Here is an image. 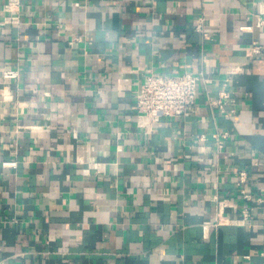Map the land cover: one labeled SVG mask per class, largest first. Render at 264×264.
Here are the masks:
<instances>
[{"label":"crops","instance_id":"crops-1","mask_svg":"<svg viewBox=\"0 0 264 264\" xmlns=\"http://www.w3.org/2000/svg\"><path fill=\"white\" fill-rule=\"evenodd\" d=\"M4 3L0 264H264V0H22L20 23ZM186 70L204 77L194 112L138 129L146 76ZM227 78L232 119L209 101ZM239 168L257 209L217 226L216 194L246 204Z\"/></svg>","mask_w":264,"mask_h":264},{"label":"built area","instance_id":"built-area-1","mask_svg":"<svg viewBox=\"0 0 264 264\" xmlns=\"http://www.w3.org/2000/svg\"><path fill=\"white\" fill-rule=\"evenodd\" d=\"M100 0H85L87 2H94ZM4 10L9 13L7 20L20 23L22 12V0H5ZM197 30L202 32L205 37H208L204 21H200L197 25ZM81 37H75L72 44L76 45ZM263 48L254 43L249 48L251 55L260 54ZM240 70L239 68H232L229 72L234 74ZM20 75L19 69H8L4 72L7 78H18ZM227 78L223 81V87L219 90L216 99H210V104L217 106L221 114L229 119L235 118L238 115L237 105L239 100L233 95V90L230 88V80ZM204 80L201 74L186 70L178 74L164 73L148 74L142 82L136 94V107L138 116L136 120V127L146 133L150 132L155 123H158L163 118L167 117H186L194 112L197 102L199 85ZM231 137L228 130L217 128L211 135L216 149V155L221 154L226 150L227 142ZM201 139H208L206 135H202ZM18 161L6 160L3 161V167L16 168ZM236 187L239 198L246 202L245 205H236L228 198H220L218 194L214 196L216 206L215 225H222L225 222L240 224L252 216V210L257 207H249L247 202L254 199V195L248 190V182L250 179L249 171L246 168H239L235 170ZM257 206L263 205L264 197L262 195L256 198ZM231 208L235 211L241 210V217H228L227 210ZM205 233L209 231V226L205 225Z\"/></svg>","mask_w":264,"mask_h":264}]
</instances>
